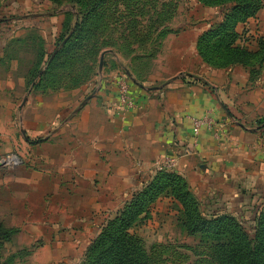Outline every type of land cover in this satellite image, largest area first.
<instances>
[{"label": "crops", "instance_id": "crops-1", "mask_svg": "<svg viewBox=\"0 0 264 264\" xmlns=\"http://www.w3.org/2000/svg\"><path fill=\"white\" fill-rule=\"evenodd\" d=\"M50 5L48 0H0V56L4 44L26 25L40 26L37 20ZM200 28L169 37L167 60L157 71L161 83L149 87L126 75L135 108L122 110L116 75L101 79L88 92L82 115L66 124L78 144L70 155L62 150L42 169L23 165L0 171V203L4 196L24 206L59 204L62 215L52 232L60 238L42 248L54 264H78L104 222L150 179L154 161L163 155L176 156L174 170L204 213L254 220L264 202V126L257 124L264 115V76L250 85L238 65L222 71L202 62L196 49ZM236 31L254 49L256 38L264 36V4ZM181 72L193 76L181 78ZM203 116L212 122L193 134L189 117ZM57 121L54 115L49 124ZM163 205L174 201L163 197L152 208L160 212Z\"/></svg>", "mask_w": 264, "mask_h": 264}, {"label": "rangeland", "instance_id": "rangeland-1", "mask_svg": "<svg viewBox=\"0 0 264 264\" xmlns=\"http://www.w3.org/2000/svg\"><path fill=\"white\" fill-rule=\"evenodd\" d=\"M48 1L50 8L37 18L40 26L26 25L2 48L0 171L4 173L23 165L46 168L50 156L55 159L62 150L78 148L71 125L66 124L82 115L88 92L99 87L101 79L130 77L132 72L137 81L156 86L161 83L157 71L168 57L169 37L191 26L204 28L202 34L222 15L217 6L199 0H103L105 4L97 7L93 6L102 0ZM84 2L88 8H83ZM29 13L27 17L33 18ZM233 66L210 67L226 71ZM238 66L247 73L250 85L264 76V69ZM54 115L55 126L49 124ZM37 118L44 124L33 123ZM177 208L175 203L158 207L160 212L152 208L150 217L133 226L130 235L154 264H218L213 248L181 227ZM36 214L40 216L34 219ZM60 215L59 204L24 206L2 196L0 223L13 224L9 228L14 233L0 237V264H54L42 248L60 238L52 232ZM250 220H240L248 233L253 226Z\"/></svg>", "mask_w": 264, "mask_h": 264}, {"label": "trees", "instance_id": "trees-1", "mask_svg": "<svg viewBox=\"0 0 264 264\" xmlns=\"http://www.w3.org/2000/svg\"><path fill=\"white\" fill-rule=\"evenodd\" d=\"M199 1L204 5L217 6L222 12L217 23L197 38V53L203 61L216 68L241 65L263 70L264 36L257 37L256 47L250 49L244 43L243 33L236 31V26L255 17L264 0ZM104 4L103 0L98 1L93 7ZM82 6L88 8L89 5L84 2ZM135 78L140 81L137 76ZM257 124H264V115L257 119ZM163 197L172 199L178 205L177 220L181 227L188 235H198L203 243L209 244L218 264H264V202L255 215L252 232L248 233L242 222L232 214L204 213L185 178L175 170L156 171L140 189L132 193L131 198L104 222L78 264H154L129 230L149 218L153 204ZM13 230L0 223L2 239H7L14 233Z\"/></svg>", "mask_w": 264, "mask_h": 264}, {"label": "built area", "instance_id": "built-area-1", "mask_svg": "<svg viewBox=\"0 0 264 264\" xmlns=\"http://www.w3.org/2000/svg\"><path fill=\"white\" fill-rule=\"evenodd\" d=\"M115 85L117 88L118 101L119 104L121 105L122 110L129 111L130 109L135 108L137 105L129 93V84L126 80V76L125 75L116 76ZM189 120L191 123L193 134H198V132L204 125H209L212 122V120L206 116L189 117ZM176 160H177L176 156L174 155H163L161 157H158L154 161L153 172L159 170H174L176 166Z\"/></svg>", "mask_w": 264, "mask_h": 264}, {"label": "water", "instance_id": "water-1", "mask_svg": "<svg viewBox=\"0 0 264 264\" xmlns=\"http://www.w3.org/2000/svg\"><path fill=\"white\" fill-rule=\"evenodd\" d=\"M101 62H102V61H100L99 67H100V66H101V64H102Z\"/></svg>", "mask_w": 264, "mask_h": 264}]
</instances>
